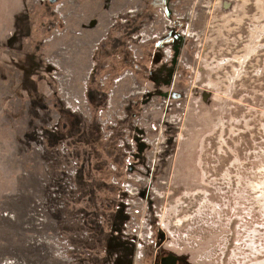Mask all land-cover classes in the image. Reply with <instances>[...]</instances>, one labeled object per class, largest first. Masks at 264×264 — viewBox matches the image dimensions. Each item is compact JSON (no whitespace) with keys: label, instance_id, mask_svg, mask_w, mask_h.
Masks as SVG:
<instances>
[{"label":"rangeland","instance_id":"374dc122","mask_svg":"<svg viewBox=\"0 0 264 264\" xmlns=\"http://www.w3.org/2000/svg\"><path fill=\"white\" fill-rule=\"evenodd\" d=\"M15 1L0 0V49L16 39ZM27 1L46 19L41 44H55L40 58L51 100L37 118H0V264H264V0H69L59 9L62 35L49 42L52 7ZM85 13L103 22L91 42L78 39ZM140 33L139 41L159 38L139 44ZM81 48L91 53L86 71ZM58 52L69 89H86L92 109L111 92L114 109L129 95L134 115L149 109L152 132L144 128L159 161L144 169L151 183L136 196L110 185L113 152L94 120L63 115L50 94L43 58ZM9 60L0 52L2 65ZM107 73L124 78L99 88ZM56 120L36 151L35 131ZM146 147L138 145L149 159ZM70 159L78 162L72 191L61 169Z\"/></svg>","mask_w":264,"mask_h":264},{"label":"built area","instance_id":"2783aa9c","mask_svg":"<svg viewBox=\"0 0 264 264\" xmlns=\"http://www.w3.org/2000/svg\"><path fill=\"white\" fill-rule=\"evenodd\" d=\"M42 1L52 7L51 12L54 18L52 21L53 25L48 29L50 30V33L44 40L46 42H49L54 38L62 35V28L66 25V22L63 20V16L61 12H59V9L63 8L64 2H68L69 0ZM135 9L129 11V13H132L131 16H133ZM120 21L126 22L127 20ZM110 22L111 24L109 25L108 29L114 28V15H112ZM107 35L108 33L105 32V36L95 44L96 49L100 47L102 42L106 39ZM140 37L144 38L142 33L134 36L133 39L137 40L139 44H145L148 41L159 38L158 35H153L151 38L139 41ZM132 43L133 42H130L128 49L131 52L132 59H135V54H133V51L130 49L133 46L131 45ZM59 60L60 58L57 56L43 58L44 64L49 68V78L52 84L50 94H54L58 97L61 108L63 109V115H81L82 118L86 120H94L101 143L110 145L113 152V155H111V160L108 163L110 185L113 187H118L120 192H124L125 194L128 193L129 196H136L139 192L137 186H149L151 183L150 178L144 177L143 173L145 172V170L147 171L150 166L151 168H153L159 161L158 159H156L158 155L155 154L156 148L151 149L153 144L152 142H150L148 133L146 132V129L148 130V132H152L147 125L149 119L151 118L149 109L142 110L143 114L141 115H134L132 113L133 102L127 104L132 95L123 98L121 100V104L115 107L116 109H114V98L112 92L109 96L106 93L104 99H101V104H95L96 109H92V106H90L89 104V100H87L85 88L82 95H75L73 93V90L69 89L71 80L65 72L66 70L60 66ZM94 68L95 64H92L90 74L93 72ZM123 78L124 77H118L117 80H114V78H112L111 75L107 73L106 76L102 77V80L98 81L97 86L99 88H105V85L107 84L109 79H113L112 88H114V82L116 84ZM83 84L84 86L86 85L85 82ZM146 92L148 93L147 90H143L141 92L139 91L138 94L145 95L147 94ZM151 104H154V102L149 100L148 105L151 106ZM166 104L167 103L163 102V105H165L163 106V108L167 107ZM161 109V107L156 108L158 112ZM160 120L161 122H163V116H161ZM59 125L60 122L56 120L54 123H52L51 126L47 127L46 125L45 127H47V129L42 126L43 128L41 127V129L35 131V140L33 142V145L36 151L40 153L44 151V140L46 132L49 131L51 133H55L58 130ZM145 126L146 129L144 128ZM157 129V127L152 125L153 131H159ZM153 140L154 138L152 139V141ZM139 144L145 147L147 146L145 149H147V151H149L151 154L149 159L146 154H143V152L139 150ZM57 151L62 156L68 155V147L64 142H61L58 145ZM114 152L117 155L116 161H114ZM143 162L147 164H144ZM61 169L63 172L65 186L68 188V191L74 190V179L78 174L77 160L70 159L65 161L61 166ZM141 175L143 176V178H141ZM135 245L137 247L141 246L139 242L135 243ZM11 263V261L7 262V264Z\"/></svg>","mask_w":264,"mask_h":264},{"label":"crops","instance_id":"0c3cea01","mask_svg":"<svg viewBox=\"0 0 264 264\" xmlns=\"http://www.w3.org/2000/svg\"><path fill=\"white\" fill-rule=\"evenodd\" d=\"M31 3L27 0L14 2L16 11L12 18L16 39L9 40L5 44V49H0V52H5L10 59L7 65H2L0 62V118L1 115H9L10 117L7 119L16 121L17 115L28 113L34 114V118H37L36 114L44 113L51 100V97L47 98L46 96L47 71L42 68L40 58L44 51L53 52L55 44L46 47L41 44L45 37L43 26L46 19L42 17V14H38L39 10L35 9ZM6 9H10V7L7 6ZM84 16L82 20L85 21L82 22L83 24L80 23V38L78 39L91 42L100 36L103 22L99 21L100 23H98L93 20L96 17H88L86 13ZM92 21H95L96 24L90 27ZM0 24L3 23L0 21ZM90 54V51L86 49L79 50V56H83V71L87 70V60ZM51 55L60 54L58 52ZM95 55L97 56L95 53L91 57L94 58ZM71 56H67L66 62H69ZM73 68L75 71L77 70L75 65ZM28 107L29 109H27Z\"/></svg>","mask_w":264,"mask_h":264},{"label":"flooded vegetation","instance_id":"af4514ba","mask_svg":"<svg viewBox=\"0 0 264 264\" xmlns=\"http://www.w3.org/2000/svg\"><path fill=\"white\" fill-rule=\"evenodd\" d=\"M167 258H168V257L163 258L164 260H161V263H162V264H169L168 261H167ZM174 264H177V263L174 262Z\"/></svg>","mask_w":264,"mask_h":264},{"label":"water","instance_id":"95a60500","mask_svg":"<svg viewBox=\"0 0 264 264\" xmlns=\"http://www.w3.org/2000/svg\"><path fill=\"white\" fill-rule=\"evenodd\" d=\"M93 25H94V23L91 22L90 27H92ZM167 259L171 260L172 263L175 261V258L174 257L167 258Z\"/></svg>","mask_w":264,"mask_h":264}]
</instances>
